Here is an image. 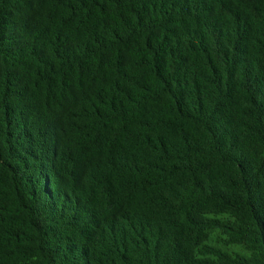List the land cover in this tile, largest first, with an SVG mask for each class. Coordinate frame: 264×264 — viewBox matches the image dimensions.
<instances>
[{
    "label": "trees",
    "instance_id": "trees-1",
    "mask_svg": "<svg viewBox=\"0 0 264 264\" xmlns=\"http://www.w3.org/2000/svg\"><path fill=\"white\" fill-rule=\"evenodd\" d=\"M0 264H264V0H0Z\"/></svg>",
    "mask_w": 264,
    "mask_h": 264
}]
</instances>
